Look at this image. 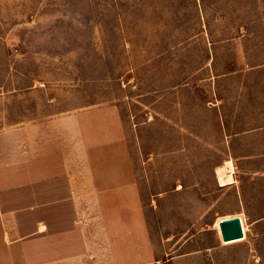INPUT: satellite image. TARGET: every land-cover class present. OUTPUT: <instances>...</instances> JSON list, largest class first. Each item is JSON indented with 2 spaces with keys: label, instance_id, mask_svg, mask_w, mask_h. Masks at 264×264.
<instances>
[{
  "label": "rangeland",
  "instance_id": "1",
  "mask_svg": "<svg viewBox=\"0 0 264 264\" xmlns=\"http://www.w3.org/2000/svg\"><path fill=\"white\" fill-rule=\"evenodd\" d=\"M1 151L117 161L88 264H264V0H0Z\"/></svg>",
  "mask_w": 264,
  "mask_h": 264
},
{
  "label": "crops",
  "instance_id": "2",
  "mask_svg": "<svg viewBox=\"0 0 264 264\" xmlns=\"http://www.w3.org/2000/svg\"><path fill=\"white\" fill-rule=\"evenodd\" d=\"M42 159V167L20 169L17 155L0 152V264H88L79 213L91 190L121 188L125 174L114 172L115 158L101 174L62 153Z\"/></svg>",
  "mask_w": 264,
  "mask_h": 264
},
{
  "label": "water",
  "instance_id": "3",
  "mask_svg": "<svg viewBox=\"0 0 264 264\" xmlns=\"http://www.w3.org/2000/svg\"><path fill=\"white\" fill-rule=\"evenodd\" d=\"M219 227L223 241L238 239L243 235L241 222L237 216L220 221Z\"/></svg>",
  "mask_w": 264,
  "mask_h": 264
}]
</instances>
